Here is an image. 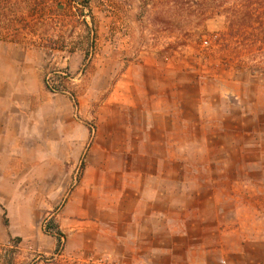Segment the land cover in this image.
Masks as SVG:
<instances>
[{"label": "rangeland", "instance_id": "374dc122", "mask_svg": "<svg viewBox=\"0 0 264 264\" xmlns=\"http://www.w3.org/2000/svg\"><path fill=\"white\" fill-rule=\"evenodd\" d=\"M232 1L213 8V0H0V107L7 114L0 140V264L249 262V253L214 237L219 230L263 228L252 220L264 217V45L242 39L254 26L229 33ZM134 60L147 69L144 75H123ZM154 69L165 81L162 119L151 91ZM133 82L142 88L134 91ZM139 99L157 120L148 150L161 167L158 197L165 200L160 193L166 191L174 222L185 221L181 206L192 220L188 233L174 224L167 244L151 234L148 220H141L142 230L123 229V198L111 193L123 183V168H113L119 154L140 162V127L121 122L137 115ZM156 128L164 135L160 143ZM218 180L245 181L222 209L212 205ZM76 188L89 199L87 216L69 202ZM205 204H211L203 223L209 234L194 252L196 215ZM52 216L65 234L60 246L45 230ZM157 217L164 231L163 208Z\"/></svg>", "mask_w": 264, "mask_h": 264}, {"label": "crops", "instance_id": "0c3cea01", "mask_svg": "<svg viewBox=\"0 0 264 264\" xmlns=\"http://www.w3.org/2000/svg\"><path fill=\"white\" fill-rule=\"evenodd\" d=\"M133 64H134L133 67L129 66L128 68H126V70H124L123 75L125 74L132 75L133 77L134 75L138 74L139 76H143L144 75L143 70H147V69L137 67L135 60ZM155 71L157 73L156 76L158 77L156 80L155 88L153 87L151 91L154 92V97L155 99H157L156 104H155L156 105L155 107L156 117L162 119L163 113L161 111L167 108V106L162 101L163 99L162 94L165 93V81L162 75V71L160 70H155ZM183 80H185V78L180 79L179 82L183 83ZM133 84H134V91H138L140 88H142L141 85H138L135 82H133ZM148 93H151V92H148ZM145 103H146L145 100L139 99V103L137 105V108H138L137 115L135 116L133 115L130 118L123 117V119H121V122L138 124L140 127L141 136L138 138L137 146H136V151H138L140 162L138 165L132 162L133 160L130 159V155L128 152L125 153L126 156L124 154L122 155L119 154L118 156L119 158L117 159V164L116 166L114 164L113 168H116V167L123 168L122 169L123 175L122 177L120 176L123 179V183H122V186L112 185L113 189L111 190L112 191L111 193L114 194V196L116 197L123 198V203H119V205L123 204L122 209H120L118 205L119 211L121 210L120 213L122 215V228L123 229L137 227V229L142 230V228H145V225L141 222V220L143 219L148 220L150 222L148 229L151 230V234L155 238L164 237V242L165 244H167V242H172V239H173L172 237L174 234L173 229H175L174 224H178L180 222V227L181 228L183 227L184 230L186 229V233H188V229L192 228V223L190 222L192 220H191V217L188 216V212L186 211V209L183 206H181L180 207L181 212L185 213V221L180 220V217H179V220L174 222L172 218L173 204L167 198L166 191L160 193V195L164 197L165 200H163L162 197H161L162 199H159L158 197V189H156V185H154V182L155 180H157L158 173H160L159 170L161 167L157 166L156 162L154 161L156 159L155 153L152 154L151 150L150 149L148 150V148H152V143L151 141H149L151 140V137L149 136L148 133L150 132L149 130L151 128V124H155L157 120L154 119L152 116L145 114L144 112ZM9 108H11V106ZM4 109H5V106L2 109L0 107V140L4 136L5 131H6L5 126H3L5 125V122H4L5 120L3 118L4 116L7 115L5 114L6 111H4ZM18 110H21V108ZM3 111H4V114H3ZM22 123L23 122L15 125L17 134H19L20 130L22 131L23 129ZM165 123L167 124L170 123V121L166 122V117H165ZM40 131H43V129L41 130L36 129V132H38L41 137L44 135V133H41ZM36 132H35V135H36ZM154 132H155L154 134L155 136L153 137L157 139L158 142L160 143L164 135H160L161 131L158 128H156ZM37 137L33 139H37ZM43 148L47 149L44 146ZM48 155H51V154H48ZM22 156H24V154ZM120 160L123 163L120 167H118V162L121 163ZM108 166L109 165H103L102 169L107 170ZM167 166L165 168H167ZM181 171H182V167H181ZM43 177H45V175H43ZM81 182H83L84 186L89 185L86 178L82 179ZM76 184L77 182H75V185ZM243 184H245V181H238V180H222V181L218 180L216 181L214 185L212 186L214 188V191H212V196H213L212 205L214 206V208L218 207L222 209L223 205L226 202L228 201L230 202V200H232L234 196L236 198V192L234 191V189L236 187H239V188L242 187ZM83 194L84 193L82 191H79V188H76L73 191L72 198H70L69 202H71V200L72 202L73 200H75L73 203L74 204L73 207L76 210V212H78L77 214L83 211L84 212L83 215L87 216L89 215V212H91V208L87 205L89 199L85 198ZM217 194H223V197L219 196L220 198L218 199ZM82 198H85V199H82ZM183 199H187V192H184V194L182 193L181 201H183ZM210 205L211 204H205L203 207L200 206V209H198V213L196 215L198 218L197 219L198 221L196 223L197 229H195L198 232L196 233L197 234V237H196L197 250H194V252L198 251L200 247L202 249L205 246V243L204 241L202 243L200 236L209 234V231H207V226L203 223L209 222L208 220L209 217L205 213L208 211ZM162 208H163V215L166 217L168 216V222L165 223L166 226H165L164 231L161 230V228H158L160 225V221L157 217V213H161ZM230 208L233 209L232 206ZM249 209H250L249 211L251 212V209H252L251 205L249 206ZM218 211L220 210L217 209V212ZM245 212H247L246 209H245ZM147 214H148V217H147ZM134 221H139L140 225L138 224L137 226H134L136 225V222ZM253 222H258L260 225H263V228H256V229L251 228L248 231V233H246L242 231L240 227H237V229L235 230V233L231 232L230 229H228L227 233H225V231L223 232L219 230L217 233V236H214V237H218V242H219L218 245H221L222 243L221 241H223L224 243H226L227 246L237 245L239 250L243 249L245 253H249L250 256L247 257L248 258L247 261L249 262H245L244 264H262V262H264V259H262V257H264V253H263L264 245H263V248H261V245L264 242V233H260L261 230H264V217L258 218V220L253 219L252 223ZM240 224H243V223H240ZM191 235H194V234H191ZM232 235L237 237L234 243L231 242ZM120 236H122V234H120ZM260 239L263 242L260 241ZM213 243H216V242H213ZM254 244H256V246H253ZM255 251L257 252L255 253ZM254 253H255V256H254Z\"/></svg>", "mask_w": 264, "mask_h": 264}, {"label": "trees", "instance_id": "16d2710c", "mask_svg": "<svg viewBox=\"0 0 264 264\" xmlns=\"http://www.w3.org/2000/svg\"><path fill=\"white\" fill-rule=\"evenodd\" d=\"M225 1L226 0H213L212 6L213 8H222L223 5L226 4ZM226 9L229 10L227 14V22L230 29L229 33L231 35H239V33H242L243 29L246 30V28L254 26V31L251 33L246 32V34L242 36V39L245 41L260 42L264 45V0H233ZM221 11H217V13L220 14ZM50 88L52 90H59L53 87ZM3 222L5 225L9 224L5 208ZM45 230L54 234L57 238L58 246H60L65 234L55 222L53 216L46 222Z\"/></svg>", "mask_w": 264, "mask_h": 264}]
</instances>
